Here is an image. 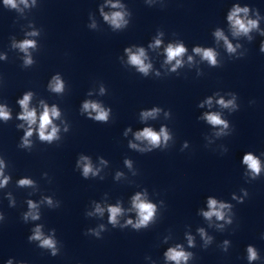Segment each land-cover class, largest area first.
<instances>
[{
  "label": "clouds",
  "instance_id": "9594fccd",
  "mask_svg": "<svg viewBox=\"0 0 264 264\" xmlns=\"http://www.w3.org/2000/svg\"><path fill=\"white\" fill-rule=\"evenodd\" d=\"M3 3L6 7L11 9H16L18 12L23 13V10L26 8L34 7L36 4V0H3ZM108 4L113 9H120L117 11H112L110 13H105L103 7L100 8V13L103 16L105 22H107L114 30L123 29L128 26L129 21L125 18L129 16L130 13L124 10L125 6L117 2L112 3L111 0H108ZM23 6V7H21ZM250 8L246 5L241 7L240 4H233L231 10L228 12L227 20L231 26V32L234 37H239L241 35L248 37L249 40L252 39L250 33L253 30L259 32L261 36H264V30H261L259 27L260 16L258 12L255 14L256 18H249ZM91 28H95L96 24L93 22L89 25ZM27 36H38L39 32L33 30L31 32L26 33ZM162 35V33L160 34ZM217 41L222 40L224 46L226 48L227 53L235 54L237 49L240 47L239 44L233 45V43L228 39V37L224 34V32L220 29H217L214 33ZM162 44V40L156 38L153 43L148 45L149 48L155 49L160 47ZM13 47L18 48L20 51L25 53L24 65L29 66L34 63L29 49H35L37 47L36 41L33 39H25L21 42L13 44ZM135 47V51L133 48ZM195 55L201 57L202 61H207L208 65L211 67H218L219 62L217 60L218 53L213 48H203L200 46H196L192 49ZM124 52L127 54V63L131 66H134L136 70L147 76L153 65L148 61V55L144 47H136L133 45L132 47H126ZM260 52L264 53V40L260 43ZM187 53V48L184 44L181 43H169L167 47L164 49V54L166 59L164 60V64H170L171 68L170 72H176L178 68L183 67L184 61L183 57ZM6 57H0L3 59ZM189 64L193 62V56L189 55L187 57ZM173 61L175 63H173ZM156 75L159 76L160 73L156 72ZM65 85L60 75L57 74L52 77L51 82L49 83V89L55 93H62L64 91ZM105 92L104 87L100 88V93L103 95ZM91 95V93H89ZM231 99H224L223 96H220L219 99H216V104L220 106L222 109H227L230 113L238 110V105L236 103L237 96L235 93H229ZM33 93L27 92L23 95L21 99H18L17 103L19 104L22 111L17 114V119L26 122L27 128H25L24 124H20L17 127L25 128L24 136L21 138V143L19 145L20 148H31L32 141L30 138L33 136L34 132L38 134L39 140L41 142H47L51 144L53 141H57L60 139V127L54 123V120L59 119L61 117V111L54 104L49 107L44 101H41V107L43 111L40 112L39 116L37 115V110L35 108H30V101L32 99ZM207 105L208 108H211L213 105V97H208L204 100L199 107H205ZM162 111L160 107H152L150 109L142 110L140 112L141 121H147L148 119H155L159 113ZM82 113H86L87 117L93 121L107 123L109 121V116L111 113L110 108H105L101 103L92 100H85L82 104L81 108ZM169 115L168 112H165V116ZM10 119H12L11 110L7 107V105H0V120L5 121L7 123ZM201 119L206 120V122L211 125L216 131L212 133L213 136L219 138L223 136H227L230 134L229 121L223 118L221 112H206L201 117ZM38 125V127H33ZM64 132L69 131L68 124L64 126ZM132 129L128 128L125 130L124 135L127 136L128 132H131ZM134 138L136 141L147 142L145 147H141L137 143H133L129 141L128 147L134 149L141 153L152 152L155 149H165L168 147V142L172 139V136L166 126H161L159 132L155 131L152 127H144L142 130L134 133ZM211 142V141H209ZM185 147H187V142H185ZM101 164H106L107 161L101 158ZM124 164L128 168H132V161L129 159L124 160ZM242 164L247 166V169L244 175L249 180H255L259 178L264 171V167H262L261 159L259 156L253 154V152H246L242 158ZM6 165L2 158H0V188L6 187L11 180L10 175H5ZM77 167L82 168V176L84 178H88L89 176L95 177L99 174L100 169L94 168L93 164L89 157L81 155L77 160ZM44 175H47L45 173ZM122 173L117 172L116 177L119 178ZM18 187H35V182L30 178H21L17 181ZM242 196H237L235 193L232 195V199L236 200L238 203H243L244 198L248 195L246 189H241ZM9 200L14 205L15 201L12 200L11 193H9ZM43 203H46L50 208L59 207L58 202H54L50 196L43 197ZM132 208L128 209V212L135 211L136 218L133 220L132 218H128L125 220L123 224L120 223L119 218L125 215L126 210L120 206V204L116 205H107L101 206L99 203L95 204V208L93 212H87L86 215L91 217L93 215H99L103 217L105 212L108 213V224H111L113 228L119 227L121 229L131 226L134 230L146 229L149 227L150 223L155 222V217L157 213V205L150 202L146 198V193H136L131 200ZM163 203V202H161ZM28 211L23 213V220L25 222L37 221L41 219L40 213V205L33 200L27 201ZM207 209L208 210H200V215L204 217L205 220L209 221V226L211 227L212 219L215 217V220L222 223H217L215 227L217 229L223 230L225 225H231L233 223L232 219V209L233 205L228 202H224L222 200H218L209 196L207 198ZM3 214H0V220H3ZM106 231V227L104 224H100L98 228H90L87 231V234L93 235L97 238L101 237V232ZM198 234L201 239L204 241V246L207 247L212 243L213 237L209 236L204 228L197 229ZM31 235L28 237L29 242H37V246L41 249L48 250L52 256H56L60 252V247H58V241L55 235V229L50 230V234L46 235L43 231V225L37 224L32 230ZM264 238V236H262ZM186 239L189 248H194L195 238L191 234H186ZM230 246V241L224 240L222 248L227 251ZM247 253V261L249 264H253V262L260 259V255L258 250L253 245H248L246 248ZM165 264H188V261L193 258L194 254L190 251H186L182 244H176L175 246L169 247L163 253ZM6 264H13L12 259H8ZM19 264H26L25 261H19Z\"/></svg>",
  "mask_w": 264,
  "mask_h": 264
}]
</instances>
